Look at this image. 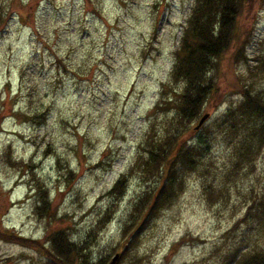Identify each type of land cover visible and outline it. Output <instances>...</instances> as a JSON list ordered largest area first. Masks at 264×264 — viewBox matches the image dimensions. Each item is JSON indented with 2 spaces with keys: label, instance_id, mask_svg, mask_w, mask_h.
Listing matches in <instances>:
<instances>
[{
  "label": "rangeland",
  "instance_id": "rangeland-1",
  "mask_svg": "<svg viewBox=\"0 0 264 264\" xmlns=\"http://www.w3.org/2000/svg\"><path fill=\"white\" fill-rule=\"evenodd\" d=\"M190 3L0 0L1 229L42 242L47 230L60 226L93 257L111 247L120 252L121 225L143 189L141 178L131 176L119 198L107 190L128 169L149 125L161 133L171 116V107L152 109L162 81L170 79ZM237 18L202 110L208 112L204 123L235 105L238 84L264 89V69L254 58L264 56V0H245ZM239 38L248 39L247 60L235 52ZM167 82L165 98L173 99L180 84ZM193 125L182 140L194 139ZM222 135L218 130L203 160L184 177L183 191L149 221L119 264L130 256L141 257L138 264H223L234 245L264 248V227L254 232L238 220L251 195L264 190V150L245 173L227 175L234 152ZM29 166L48 189L55 209L50 219L32 211ZM209 183L215 189L207 196ZM106 210L111 217L96 230ZM7 258L8 264H46L31 245L0 239V261Z\"/></svg>",
  "mask_w": 264,
  "mask_h": 264
},
{
  "label": "trees",
  "instance_id": "trees-1",
  "mask_svg": "<svg viewBox=\"0 0 264 264\" xmlns=\"http://www.w3.org/2000/svg\"><path fill=\"white\" fill-rule=\"evenodd\" d=\"M244 2L245 0H191L190 12L181 25L178 43L172 51L168 74L170 79L162 81L160 97L152 109V112H164L171 107V116L165 119L161 133L157 134L154 126L149 125L143 138L135 144L134 159L128 169L118 173L107 190L110 198H119L126 190L131 176L137 174L141 178L143 189L129 206L121 225L118 242L124 241V247L119 252L117 264L137 244L140 232L149 221L158 216L159 211L168 207L171 200L183 191L184 177L203 160L209 143L217 136L218 130L222 131V137L226 138L234 152L232 164L225 172L227 175L238 174L239 171L245 173L253 167L261 149L264 150V89H253L249 85L238 84L235 91L240 98L235 105L228 106L224 113L211 121L204 123V120L201 126L195 128L193 140H182L185 131L204 114V104L215 88L214 72L219 67V59L225 51H229L234 40L236 20ZM4 13L0 8V27L4 24ZM239 39L235 52H238L241 60H247L244 47L248 39ZM254 58L258 60L256 66L264 69V56ZM234 59L236 60V56ZM167 81L180 84L179 90H173V99L165 98L164 86H168ZM35 116L38 115H30L29 118ZM28 173L32 180L33 213L41 220L52 218L55 209L51 206L48 189L33 177L31 166ZM211 188L215 189L211 183L204 187L207 196ZM248 204L238 220L245 221L247 228L257 232L264 227V190L260 194H252ZM110 217L106 210L97 219L96 230L103 227ZM236 223L237 221L232 223V228ZM65 231L60 226L47 230L40 242L32 240L30 236L0 228V239L31 245L43 255L46 264H107L110 256L116 252L111 247L108 254L93 257L89 247L87 249L81 242L72 241ZM246 246L243 243L234 245L232 252L225 255L223 264H264V248L257 247L256 244ZM140 258L130 256L127 264H138ZM9 260L7 258L4 262L0 261V264H8Z\"/></svg>",
  "mask_w": 264,
  "mask_h": 264
},
{
  "label": "water",
  "instance_id": "water-1",
  "mask_svg": "<svg viewBox=\"0 0 264 264\" xmlns=\"http://www.w3.org/2000/svg\"><path fill=\"white\" fill-rule=\"evenodd\" d=\"M208 116V112L205 111L204 114H202L201 116H199V118L197 119L195 125H194V129L198 128L199 126H201V124H203V121L205 120V118ZM118 258H119V252H115L114 254H112L109 258V263L107 264H116L118 263Z\"/></svg>",
  "mask_w": 264,
  "mask_h": 264
}]
</instances>
